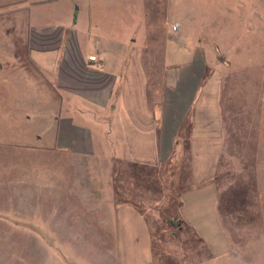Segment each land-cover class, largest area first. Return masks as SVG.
Here are the masks:
<instances>
[{
  "label": "crops",
  "instance_id": "crops-1",
  "mask_svg": "<svg viewBox=\"0 0 264 264\" xmlns=\"http://www.w3.org/2000/svg\"><path fill=\"white\" fill-rule=\"evenodd\" d=\"M70 1L74 21L65 25L35 24L33 7H26L29 66L13 51L0 53V89L9 94L0 97L1 123L31 120L24 106L28 102L15 98L29 86L42 101L54 99L59 109L53 147H38L27 138H0V158L7 163L0 171V217L17 216L23 200L27 210L40 213L30 219L25 215L29 226L39 218L42 228L54 218L59 224H77L82 210L89 211L97 221L88 225L111 227L105 232L123 244L120 264H173L165 251L157 263V239L142 221L146 215L132 204L141 202L154 212L164 206L169 221L174 214L193 233L192 251L198 252L188 264H264V192L251 197L249 208L243 196L230 192L235 179L247 172L246 164L240 148L228 144L218 88L203 56L187 44L191 37L173 34L167 18L150 19L153 0H138L148 30H135L132 37L113 35L103 26L114 20L104 16L108 0ZM109 1L131 33L137 22L130 18V2ZM158 4L155 13L162 11ZM89 7L90 16L82 18ZM52 31L59 32L56 46L49 38L36 43L34 33ZM262 135L251 162L252 176L259 177L255 185L264 187ZM119 167L124 185H115ZM94 170L98 177L91 175ZM146 180L154 182L151 188ZM177 185L183 186L179 200ZM51 202L59 205L51 207ZM237 203H242L239 208ZM169 221L164 219L161 245L173 243Z\"/></svg>",
  "mask_w": 264,
  "mask_h": 264
},
{
  "label": "rangeland",
  "instance_id": "rangeland-1",
  "mask_svg": "<svg viewBox=\"0 0 264 264\" xmlns=\"http://www.w3.org/2000/svg\"><path fill=\"white\" fill-rule=\"evenodd\" d=\"M68 1L71 5V1ZM153 1L150 3V6L154 7L149 14L150 19L167 18L171 27L178 24L179 29L173 34L191 37L192 41H188L187 44L193 46L197 55H202L203 61L208 65L209 79L218 88L228 144L240 148L239 157L246 164L243 168L247 169L244 176L235 179L230 192L243 196L246 200L244 206L249 208L251 197L264 192V187L255 185L259 177L256 179L252 176L254 175L252 167L255 163L251 162V157H255L256 146H260V141L263 140L260 135L264 136L262 133L264 132V0ZM156 1L162 2L160 5L162 11L159 9V12L155 13L159 5ZM108 2L106 5L109 11L104 16H111L115 21L112 20L110 24L103 26L113 35L128 33L131 36L135 35V30H143V28L148 30V27L144 26L146 19L143 11H140L138 0H128L125 4L130 2V18L137 22L131 33L116 15L118 8L112 5L113 1L108 0ZM91 6L95 11V4ZM169 6L170 16L167 15L168 11L166 12V7ZM26 7H33L30 15L35 24L65 25L74 20L67 0H0V53L13 51L19 56V61L29 66L30 63L25 55L28 50L25 42L28 22ZM90 14L89 7L82 11L81 17L88 18ZM58 34V31H52V33L48 32V35L37 33L33 35L38 45H43L47 41L46 38H49L52 45L56 46ZM5 96L8 97L9 94L0 89V97ZM15 98L28 102L29 105L24 102V106L28 109L27 115L31 120L17 125L12 123V126L0 122V138H27L28 141L38 143V147H53L56 143V119L59 117L56 101L54 99L49 103L42 101L37 89L31 86L16 93ZM3 150L4 148L0 147V151ZM32 160L39 161L36 155H33ZM50 160L52 161L53 158L51 157ZM258 160H260L259 154ZM6 165L5 159L3 161L0 158V171L4 170ZM91 175L98 177L95 170L91 171ZM102 177L107 179L106 172H103ZM122 178L123 171L119 167L114 177L115 185H124ZM184 179L189 177L184 174ZM144 183L149 188L154 184L153 181L148 180ZM185 184L188 186V182ZM175 187L177 194H181L179 200L182 197V189L179 187L183 186H173ZM169 196L173 197L170 191ZM80 204L86 206V203ZM241 204L237 203L238 208ZM50 205L57 207L59 203L51 202ZM132 205L146 215L142 220L147 227L145 228L152 238L157 239L154 243L160 247H155L153 250L157 263L163 251L173 257V264H188V260L196 256L198 251H192L195 246L192 240L193 233L184 226L182 219L175 218L173 214L174 219L169 221V212L164 206L155 209L154 212L141 202ZM19 207L17 216H12L11 219L0 217V264H120V255L125 253L122 249L123 244L119 245L116 242L118 239L115 240L116 234L105 232L111 230V227L87 224L97 221L92 212L82 210V218L77 224H59L57 218H54L50 219L49 226L42 228L40 218L34 219L35 223L30 226L26 224L30 223L28 219H25V215H30V219L33 214L40 213L27 210L24 200L19 202ZM214 211L219 221L220 212L218 209ZM164 219L173 223V227L169 225L170 231L173 232L171 237L173 243L167 242L161 245L159 240L164 239V234L161 233L165 229ZM81 221L83 223H80ZM43 229L50 232H39ZM250 253L253 251L251 250ZM262 254L261 250H257L258 257L263 256ZM211 264H214L212 260Z\"/></svg>",
  "mask_w": 264,
  "mask_h": 264
},
{
  "label": "built area",
  "instance_id": "built-area-1",
  "mask_svg": "<svg viewBox=\"0 0 264 264\" xmlns=\"http://www.w3.org/2000/svg\"><path fill=\"white\" fill-rule=\"evenodd\" d=\"M178 29H179V25H178V24L172 26V31H173V32H177ZM96 59H97L96 56H90V57H89V60H90V61H96Z\"/></svg>",
  "mask_w": 264,
  "mask_h": 264
},
{
  "label": "water",
  "instance_id": "water-1",
  "mask_svg": "<svg viewBox=\"0 0 264 264\" xmlns=\"http://www.w3.org/2000/svg\"><path fill=\"white\" fill-rule=\"evenodd\" d=\"M74 9H75L76 11H79L80 8H79L78 5H75Z\"/></svg>",
  "mask_w": 264,
  "mask_h": 264
}]
</instances>
